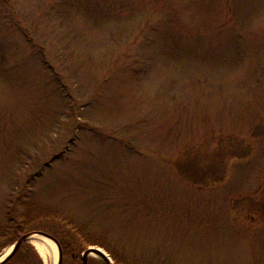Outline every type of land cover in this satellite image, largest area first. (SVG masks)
Wrapping results in <instances>:
<instances>
[{
	"label": "rangeland",
	"instance_id": "obj_1",
	"mask_svg": "<svg viewBox=\"0 0 264 264\" xmlns=\"http://www.w3.org/2000/svg\"><path fill=\"white\" fill-rule=\"evenodd\" d=\"M10 201L125 264H264V0H0Z\"/></svg>",
	"mask_w": 264,
	"mask_h": 264
},
{
	"label": "flooded vegetation",
	"instance_id": "obj_2",
	"mask_svg": "<svg viewBox=\"0 0 264 264\" xmlns=\"http://www.w3.org/2000/svg\"><path fill=\"white\" fill-rule=\"evenodd\" d=\"M15 201H10L1 214L0 220V264H46L35 248L30 244V239H22L32 232L40 230H28L27 225L15 219L18 211L15 209ZM19 243L18 245H16ZM16 245V246H15ZM62 263L70 257L72 263L78 264L80 257L69 248L60 246Z\"/></svg>",
	"mask_w": 264,
	"mask_h": 264
},
{
	"label": "trees",
	"instance_id": "obj_3",
	"mask_svg": "<svg viewBox=\"0 0 264 264\" xmlns=\"http://www.w3.org/2000/svg\"><path fill=\"white\" fill-rule=\"evenodd\" d=\"M56 158L59 157H54L52 160ZM29 206H32V204L24 205V213H17L15 219L18 222L26 224L28 230H36L35 227H31V225H35L37 221L34 218H32L31 220V215L27 212ZM54 223L55 229L50 233V235H52L59 242V245L62 248H69L73 252L80 254L89 246H98L103 248L110 255L115 264H125V262H120L117 256L113 254L110 247L107 246L101 238H96L95 236L90 235L86 232L84 233V231L76 226L74 228H76L77 231H75L74 228L71 227L72 223L67 222L63 219H61V221H54Z\"/></svg>",
	"mask_w": 264,
	"mask_h": 264
},
{
	"label": "water",
	"instance_id": "obj_4",
	"mask_svg": "<svg viewBox=\"0 0 264 264\" xmlns=\"http://www.w3.org/2000/svg\"><path fill=\"white\" fill-rule=\"evenodd\" d=\"M34 235L43 237V238L49 240L51 243L56 245L57 251H58V259H57L56 264H61L62 263V255H61L60 246H59L57 240L54 237H52L51 235L44 233V232H32V233L24 236L22 239H27V238H30ZM18 244L19 243H17L16 245H18ZM93 257H95L101 264H113L110 257L99 247H89L88 249H86L82 253V255L80 256L81 264H88L90 258H93Z\"/></svg>",
	"mask_w": 264,
	"mask_h": 264
},
{
	"label": "bare ground",
	"instance_id": "obj_5",
	"mask_svg": "<svg viewBox=\"0 0 264 264\" xmlns=\"http://www.w3.org/2000/svg\"><path fill=\"white\" fill-rule=\"evenodd\" d=\"M30 242L44 262L51 261L52 264H56L58 251L55 244L43 237L36 235L30 237Z\"/></svg>",
	"mask_w": 264,
	"mask_h": 264
}]
</instances>
